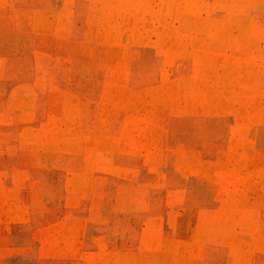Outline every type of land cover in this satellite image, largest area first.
Segmentation results:
<instances>
[{"label":"rangeland","instance_id":"obj_1","mask_svg":"<svg viewBox=\"0 0 264 264\" xmlns=\"http://www.w3.org/2000/svg\"><path fill=\"white\" fill-rule=\"evenodd\" d=\"M0 264H264V0H0Z\"/></svg>","mask_w":264,"mask_h":264},{"label":"bare ground","instance_id":"obj_2","mask_svg":"<svg viewBox=\"0 0 264 264\" xmlns=\"http://www.w3.org/2000/svg\"><path fill=\"white\" fill-rule=\"evenodd\" d=\"M214 3V2H213ZM190 5H191V3H190ZM206 5H207V3H206ZM186 10V9H185ZM106 123V122H105ZM108 124V123H107ZM125 130V129H124ZM144 134H145V132H144ZM145 136V135H144ZM143 138V137H142ZM144 140V139H143Z\"/></svg>","mask_w":264,"mask_h":264}]
</instances>
